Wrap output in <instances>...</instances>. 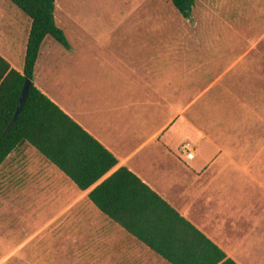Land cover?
<instances>
[{
    "label": "rangeland",
    "instance_id": "1",
    "mask_svg": "<svg viewBox=\"0 0 264 264\" xmlns=\"http://www.w3.org/2000/svg\"><path fill=\"white\" fill-rule=\"evenodd\" d=\"M57 5L56 22L69 47L48 36L34 79L66 101L71 90L85 88L88 98L100 99L116 115H151V128L178 118L169 132L173 142L189 143L196 153L216 144V159L252 161L253 173L264 174V0H196L189 19L171 0H57ZM29 19L11 0H0L1 38L11 35L14 22L25 28ZM24 28L10 46L18 67L25 60ZM101 34L113 36L97 39ZM155 50L163 53L154 63L149 54ZM113 55L140 72L123 69ZM142 79L155 81L163 96L149 101ZM9 180L2 168L0 264H106L100 257L79 256L82 248L70 246L60 233L38 231L44 215L29 211L26 200L12 199Z\"/></svg>",
    "mask_w": 264,
    "mask_h": 264
},
{
    "label": "crops",
    "instance_id": "2",
    "mask_svg": "<svg viewBox=\"0 0 264 264\" xmlns=\"http://www.w3.org/2000/svg\"><path fill=\"white\" fill-rule=\"evenodd\" d=\"M13 24L10 36H0V54L12 68L22 72L24 66L18 67L10 58V46L20 41L24 27L15 28ZM31 24L29 19L23 32L22 47L26 44V50ZM108 36L113 35L101 34L97 39L107 40ZM86 49L89 48L68 51L85 53ZM155 51L149 54L154 63L157 54L163 53ZM113 56L123 69L140 72L139 66L123 56ZM141 82L147 88L145 96L149 101L153 98L156 102L163 96L155 81ZM33 83L119 160L112 171L84 191L34 146L24 144L13 151L0 171L4 168L5 176L11 179V198L26 200L29 211L44 215L38 231L60 233L59 238L67 239L70 246L82 248L79 256L83 253L86 258L100 257L106 264H171L105 215L89 198L95 186L125 166L236 263L264 264V174L253 173L252 161L216 159L212 155L216 144L207 145L194 160H188L181 153L184 143L173 142L169 133L178 118L174 120L172 116L151 128V115H116L100 104V99L94 102L88 98L85 88L71 90L66 101L42 81L34 79Z\"/></svg>",
    "mask_w": 264,
    "mask_h": 264
},
{
    "label": "trees",
    "instance_id": "3",
    "mask_svg": "<svg viewBox=\"0 0 264 264\" xmlns=\"http://www.w3.org/2000/svg\"><path fill=\"white\" fill-rule=\"evenodd\" d=\"M32 24L23 71L0 54V166L24 144L34 146L81 190L97 184L118 158L34 83L14 120L26 78L34 80L48 36L69 42L56 22L57 0H11ZM185 18L196 0H171ZM105 215L171 264H238L128 167L121 166L89 193Z\"/></svg>",
    "mask_w": 264,
    "mask_h": 264
},
{
    "label": "water",
    "instance_id": "4",
    "mask_svg": "<svg viewBox=\"0 0 264 264\" xmlns=\"http://www.w3.org/2000/svg\"><path fill=\"white\" fill-rule=\"evenodd\" d=\"M32 85H33V81L29 78H26L24 88H23L22 94H21L20 99H19L18 108H17L16 114H15L14 120L12 122V125L17 121L18 116H19V114H20V112L24 106V103L26 102V99L29 95V92L32 88Z\"/></svg>",
    "mask_w": 264,
    "mask_h": 264
},
{
    "label": "built area",
    "instance_id": "5",
    "mask_svg": "<svg viewBox=\"0 0 264 264\" xmlns=\"http://www.w3.org/2000/svg\"><path fill=\"white\" fill-rule=\"evenodd\" d=\"M181 153L186 157L188 160H194L196 158V152L194 147L189 143H184L181 146Z\"/></svg>",
    "mask_w": 264,
    "mask_h": 264
}]
</instances>
